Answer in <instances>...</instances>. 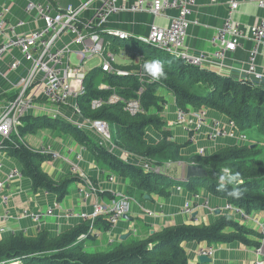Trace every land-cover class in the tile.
I'll return each instance as SVG.
<instances>
[{"label": "crops", "instance_id": "1", "mask_svg": "<svg viewBox=\"0 0 264 264\" xmlns=\"http://www.w3.org/2000/svg\"><path fill=\"white\" fill-rule=\"evenodd\" d=\"M82 1L84 0H0V10L7 11L8 23L12 27L18 21L24 23L23 27L14 28L12 31L7 32V34H28L41 29L44 23L36 13L26 12L25 7L27 3L51 4L55 9L63 10L67 6L77 7ZM92 14V10L86 11L83 14V19L88 20L92 18ZM228 15V0H219L215 4H210L206 0H197L196 6L193 8L192 14L189 17L191 24L188 28L185 42L188 51L194 55L201 53L211 54L214 52L216 47L211 43L212 38ZM175 16L176 11L174 10L167 11L165 17H154L149 13L123 12L112 16L106 28L123 31L134 37H145L148 35L151 25L165 27L168 25L170 18ZM230 17L233 21L239 23L243 32L239 47L232 54H229L223 62L219 64H208L204 68L236 80H249L245 75V70L247 69L250 51L253 47L250 28L264 18V11L248 0H241L238 8ZM69 40L70 38L65 35L59 45ZM105 41L109 43L107 50L115 56L117 55L121 58L128 57L125 59L128 60L126 63H117L114 61L113 68L117 71L123 70L122 67L133 66L140 62H150L146 56L151 49H155L147 45H141L143 47H138L137 45L136 53L128 54L123 53L127 45L133 44L134 42L140 44L135 39L119 40L114 37L105 36ZM145 48L148 50H145ZM158 52L161 55L165 54L161 51ZM135 54H139L141 58L135 59ZM12 61H17L19 66L16 69L10 70L9 67ZM83 62L79 61L78 65L82 66ZM255 64L259 71L264 69V41L255 58ZM100 66L101 59L98 58V63L90 64V68L87 70H83L82 66V71L86 76L87 73L95 69H101ZM29 69L30 62L24 60L17 50L11 51L1 60L0 114L4 111L8 103L17 96V93L21 89V82L28 74ZM43 82L44 77L37 75L33 84L27 90L25 98L28 101V107L24 116H44L52 120L65 122L73 128L81 129L116 159L139 167L143 171L144 166H148L152 168L155 174H160L173 181L180 182V185L169 188L170 195L167 198L157 194H141L139 191L133 189L130 181L126 177H120L96 162L94 156L87 150V147L79 144L71 135L63 134L57 130L42 129L35 134H28L22 137V140L26 143L25 145L33 150L49 147L53 152L70 159L72 162L76 156H79V169L90 179L101 194L85 199L79 194L81 186L79 182H76L69 186L67 196L61 202H58L57 197L53 194L46 193L42 190L33 192L30 180L23 176L20 179L8 182L0 191V229H2V232H0V240L4 237L18 235L20 233L26 236H35L38 231L42 230L48 231L50 237L55 238L84 223L85 221L79 219L78 216L81 213H90L92 211V204L96 202L108 204L112 195H127L126 193L129 191L132 192L130 195H132L136 204L130 206L128 214L125 215L126 218L123 217L118 220L107 231H104L101 227L95 229L93 240L82 241L86 251H106L114 245L126 243L132 239H144L148 235H152L165 227L180 224L209 225L223 215L239 222L247 229L263 234L264 212L256 215L252 213L247 215V218L243 220L238 215L226 210L228 203L224 199L214 197L204 189H199L196 193L190 192L185 187V184L188 183L186 179V167L188 165L182 162H165L160 166H152L151 162L114 146L112 138L110 141H105L93 129L84 125L86 120L79 115V111L77 112V99L70 98L63 105L48 103L42 97ZM96 82L99 90L109 89V86L102 83L99 78ZM254 84L264 87V80L258 84ZM158 95L166 102L162 111L157 114L164 121L163 131L169 132L172 141L177 144L186 143L189 141V134L193 135L194 139L191 141V145L181 151L183 156L190 154L207 156L222 148L234 145H257L262 150L264 138L261 136L264 134L259 132L261 135L255 134L250 136V134L247 137L246 134L237 129L231 130L228 127L229 120L227 117L206 108H201L207 118L205 126L197 132L188 133L183 128V125L180 126L175 123L176 111L178 109L175 105L174 97L162 88L159 89ZM197 111L195 109L188 111V120L191 125L194 123L193 115ZM213 123H218L227 133L233 132V137L226 135L221 138H211V126ZM236 134L244 135L246 141L244 143L237 141L235 138ZM145 139L149 144H156L160 142L161 135L152 127H147L145 129ZM0 160V181L5 182L6 175L14 169L21 172L20 164L15 159L7 156V154L0 152ZM41 168L54 181H59L68 174H71L69 170L70 165L60 159H50V161L44 162ZM154 169H158V172L154 171ZM2 196L9 199L6 205L1 203ZM146 196L148 198H145ZM185 205L192 208L191 214L183 211ZM23 211L30 213H45L51 211V213L43 217L40 221L34 222L29 217L22 216ZM4 215H7L5 219L2 218ZM254 220L262 223L263 228L259 229L260 227L256 225ZM182 246L191 264L198 263L199 249L209 247L204 242L184 243ZM212 247L215 253L211 258V264H253L256 260L255 250L239 243L222 244ZM14 264L21 263L16 262Z\"/></svg>", "mask_w": 264, "mask_h": 264}, {"label": "trees", "instance_id": "2", "mask_svg": "<svg viewBox=\"0 0 264 264\" xmlns=\"http://www.w3.org/2000/svg\"><path fill=\"white\" fill-rule=\"evenodd\" d=\"M158 51L151 49L146 58L150 62L160 61L164 66L165 77L157 79L150 76L144 68L145 62L122 67L121 71L125 72L123 75L103 72L101 69L87 73L83 80L84 94L76 98L79 115L86 121L106 123L114 146L151 162L152 166L182 162L203 169L207 174L205 179H190L185 184L190 192L204 189L246 215L256 211L264 212V159L260 158L261 150L257 145L229 146L207 156H183L181 151L191 142L177 144L172 141L171 134L163 131L164 121L157 115L166 103L158 95L162 88L174 97L175 105L180 110L188 112L190 109L206 108L233 121L241 132L255 127L264 134V87L247 79L236 80L204 67L192 66L179 58L161 55ZM98 78L109 86L108 90L98 89ZM140 89L142 92L138 96ZM114 93L125 100L139 98L144 112L131 115L123 109L121 103H106ZM95 100L104 103L93 109L91 103ZM147 127L160 133V142L149 144L146 141ZM42 129L71 135L79 144L87 147L96 162L118 176L126 177L133 189L141 194H157L167 198L170 195L168 189L180 185V182L168 177L153 171H143L116 159L81 129L44 116L23 115L16 128L17 135L4 140L0 152L20 164L21 174L30 180L33 192L42 190L55 195L57 201L61 202L67 196L69 186L80 181L72 174L54 181L43 172L41 165L50 161V155L29 148L22 140V137ZM224 169L229 172L225 173ZM235 173L240 174L243 183H226L221 180L222 175ZM234 188L242 190L241 197L230 195ZM126 194L132 197L131 191ZM98 227L104 231L110 228L106 216L94 220L92 229L95 231ZM90 228L91 224L84 222L55 238L50 237L46 230L38 231L35 236L20 233L4 237L0 240V264H191L182 246L184 243L204 242L211 248L239 243L256 250L264 239L262 233L247 229L223 215L209 225L180 224L165 227L144 239H132L106 251L88 252L82 241L94 239L95 235L89 233ZM82 235H87V238L80 241Z\"/></svg>", "mask_w": 264, "mask_h": 264}, {"label": "built area", "instance_id": "3", "mask_svg": "<svg viewBox=\"0 0 264 264\" xmlns=\"http://www.w3.org/2000/svg\"><path fill=\"white\" fill-rule=\"evenodd\" d=\"M210 4H215L219 0H206ZM229 1V15L223 24L217 29L211 43L216 47L211 54L201 53L194 55L186 48L187 31L190 26L189 17L197 0H84L77 7L67 6L63 10L55 9L51 4L27 3L26 12H34L42 20L44 26L28 34H7L14 28L23 27L24 23L18 21L14 27L8 23V14L6 10H0V62L4 56L11 51L17 50L22 58L30 62L28 74L21 82V89L17 96L8 103L4 111L0 114V145L4 140H8L12 135H17L16 128L19 125L20 118L26 113L28 101L25 98L26 92L33 84L37 75L44 77L42 86V97L53 105H63L70 98H77L84 94L83 80L85 74L81 65H71L70 56L83 62L84 60L98 57L101 59V70L103 72H114L117 75H123L125 72L117 71L113 68L115 55L107 50L109 43H106L105 36L117 38L119 40L135 39L143 45L151 46L169 56L184 60L186 63L204 67L208 64L221 63L239 47L240 40L243 36L239 23L231 19V14L238 8L241 0ZM254 3L259 9L264 11V0H248ZM57 10V11H56ZM93 11L92 18L83 19L86 11ZM176 11V16L170 18L167 26L161 27L151 25L147 36L134 37L126 32L106 28L112 16L123 12L131 13H149L154 17H165L167 11ZM100 29V30H99ZM251 40L253 47L250 51L249 61L245 75L252 83H260L264 80V69L259 71L255 64V58L258 55L259 48L264 41V18L258 24L250 28ZM68 36L70 40L61 43L63 37ZM137 56V54H135ZM140 59V58H139ZM19 66L17 61H12L9 69L13 70ZM142 89L138 91L141 95ZM104 102L102 100L92 101L93 109L99 108ZM108 104H123V109L131 115L143 113L139 98L125 100L117 94H112ZM78 112V110H77ZM188 112L183 110L176 111L175 123L182 126L185 131L197 132L206 124L205 112L203 110L193 115L194 123L191 125L188 120ZM85 126L93 129L105 141L109 140V133L106 123L102 121H86ZM228 127L235 130L236 126L233 121H228ZM211 138H221L226 135L233 137V132L227 133L218 123L211 126ZM236 140L240 143L246 141L244 135L236 134ZM193 135L189 134V141H193ZM19 140H21L19 138ZM41 154H49L52 160L60 159L70 165V173L79 178L81 186L79 194L85 199L99 195L101 192L94 186L90 179L81 172L78 167L79 156L75 157L72 162L66 157L60 156L53 152L49 147H43L37 150ZM1 167V160H0ZM144 170L152 171V168L144 166ZM158 172V169H154ZM22 178L19 170H12L6 175L5 182L0 181V191L8 182ZM8 198L1 197V203L6 205ZM132 204H136L132 197L123 194H114L108 204L96 202L92 204L90 213H81L78 217L82 221L89 222L91 228L89 233L94 234L92 229L94 220L99 216H106L110 227L117 223L118 220L128 214ZM226 210L238 215L245 220L247 215L229 204ZM185 213H192V208L185 205ZM30 213L23 211L22 216H27L34 222L40 221L43 217L50 214ZM7 215L2 218L5 219ZM258 227L262 224L255 221ZM2 232V229H0ZM264 235V231H263ZM87 235H82L80 241L85 240ZM264 239L261 241L260 248L255 250L256 256L263 259H257L253 264H264ZM215 250L211 247L200 249L198 256L212 258Z\"/></svg>", "mask_w": 264, "mask_h": 264}, {"label": "rangeland", "instance_id": "4", "mask_svg": "<svg viewBox=\"0 0 264 264\" xmlns=\"http://www.w3.org/2000/svg\"><path fill=\"white\" fill-rule=\"evenodd\" d=\"M140 43V42H139ZM137 45H138V47H143V46H141V45H143L142 43H140V44H138V43H136V42H134L133 44H130V45H127L126 46V49H125V51H123V53L125 52V53H128V54H132V53H136V48H137ZM145 50H148L147 48H145ZM139 53V52H138ZM128 58V57H127ZM126 57L125 58H121V57H119V56H115V62H117V63H126V62H128V60H125V59H127ZM139 58H141L140 57V55L139 54H137V56L135 57V59H139ZM98 63V57H94V58H91V59H87V60H85L84 62H83V70H87V69H89L90 67H89V65L90 64H95V63ZM70 63L72 64V65H78L79 64V61L77 60V58L73 55V54H71V57H70ZM178 109V108H177ZM179 110V109H178ZM199 111H201V109H198V111L197 112H199ZM196 112V113H197ZM206 115H205V121H206ZM229 120V119H228ZM207 122V121H206ZM107 126V125H106ZM107 129H108V133H109V127L107 126ZM236 129L238 130V128L236 127ZM239 131V130H238ZM244 134H246V136L247 137H249V135L250 136H252V135H255V134H258V135H261L260 133H259V131L255 128V127H251L250 129H247V130H245L244 132H243ZM261 137H263L264 138V135H262ZM109 141H110V134H109ZM264 144V143H263ZM260 158L261 159H264V145H263V148H262V150H261V155H260ZM260 212H255V215L256 214H259ZM255 221V220H254ZM260 223V222H259ZM262 224V223H261ZM264 224V223H263ZM262 228H263V225H262ZM261 227L259 228V229H262ZM264 230V229H263ZM111 249H112V247H111ZM109 250V249H108ZM199 251H200V249H199ZM198 251V252H199ZM255 253V252H254ZM255 256H256V253H255ZM259 259H263V258H261V257H258ZM256 260H257V256H256ZM255 260V261H256ZM14 264V263H13Z\"/></svg>", "mask_w": 264, "mask_h": 264}, {"label": "clouds", "instance_id": "5", "mask_svg": "<svg viewBox=\"0 0 264 264\" xmlns=\"http://www.w3.org/2000/svg\"><path fill=\"white\" fill-rule=\"evenodd\" d=\"M146 72L152 76L153 78H161L165 77L166 73L164 71V66L160 61H151L144 65ZM225 173H228V169H224ZM221 180L226 183H234L240 184L243 183L240 174L235 173L227 176H221ZM243 194L242 190L239 188H234L233 191L230 193L233 197H241Z\"/></svg>", "mask_w": 264, "mask_h": 264}, {"label": "water", "instance_id": "6", "mask_svg": "<svg viewBox=\"0 0 264 264\" xmlns=\"http://www.w3.org/2000/svg\"><path fill=\"white\" fill-rule=\"evenodd\" d=\"M207 176L206 172L198 167L188 165L186 167V179L189 181L190 179H205ZM145 198H148L147 196ZM124 218H126L124 216ZM263 255H264V248H263ZM198 263L199 264H211V258L206 256H198Z\"/></svg>", "mask_w": 264, "mask_h": 264}]
</instances>
